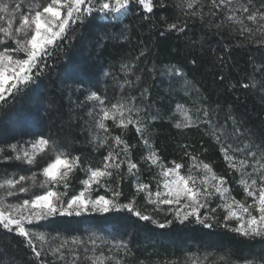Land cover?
Instances as JSON below:
<instances>
[{"label":"trees","instance_id":"trees-1","mask_svg":"<svg viewBox=\"0 0 264 264\" xmlns=\"http://www.w3.org/2000/svg\"><path fill=\"white\" fill-rule=\"evenodd\" d=\"M6 1L9 0H0ZM17 1L24 0H12ZM155 3L157 6L149 14L150 19H144L143 9L135 4L127 15L119 18L104 17L95 12L84 23L73 25L65 40L49 46L48 53L39 61L41 66L33 69V80L14 102L0 107V148L5 149L0 157L13 155L9 145L30 147L26 142L40 136L51 137L57 141L61 151L80 157L81 167L69 177L68 191L76 194L83 187L81 181L87 178L84 169L101 167L109 151V147L97 145V137L104 134L95 127V117L89 113L94 108L98 111V105L86 97L91 91H96L109 102H114L119 95H126L136 97L135 103L139 105L143 89L147 88L146 103L154 107L151 113L145 110L140 115L147 118L159 110L160 118L150 121L149 131L160 163L167 167H172L173 162L180 163L184 166L182 174H187L188 165L197 161L190 160L185 153L198 154L199 160L209 163L213 172L225 178L224 187L230 190L229 194L243 200L239 173L228 167L220 148L222 143L225 147L231 145L232 149H243L246 144H252L250 150L254 151V145L264 141V93L258 87L246 90L240 87L250 82L249 76H254L257 81L261 77L264 46L256 41L264 40V36L257 32L248 40L247 33L239 35V26L225 21L228 9L212 7V0H197L194 9L199 15L195 17L184 15V12L191 11L187 9V0H163V7L159 6L160 0H155ZM230 7H238L236 0ZM177 20L185 26L184 31H167L166 25ZM245 23L254 27L250 22ZM144 48L148 51L137 62L134 74L128 76L136 82L135 87L121 89L118 84L123 82L125 75L121 65L132 62ZM220 57L225 61L223 65L219 62ZM194 60L195 64L192 63ZM172 65L182 69L185 78L199 92L185 95L184 80L170 77L166 72ZM221 76L226 78L223 82ZM229 84L237 87L233 89ZM197 97L201 99L194 104ZM178 103L186 108L200 104L209 107L214 113L211 119L219 141L209 133L208 125L204 123L184 131L176 129L173 125L181 119L176 107ZM200 115L203 119V114ZM107 124L113 135L120 134V129L111 120ZM124 139L135 146L129 155L139 171L130 175L127 164H123L120 178L114 175L104 178V182L121 193L120 203H126L135 196L136 209L151 219L141 220L127 209L109 213L87 212L79 216H56L34 221L35 225H40L37 230L83 240L95 234L101 241L126 243L130 254L116 249V260H121L122 264H141V261L143 264H186L189 257L198 264H242L244 259L264 255V239L249 241L222 226L226 212L217 207L222 203L219 195L208 205V208L217 209L215 213H208L215 217L209 221L213 225L211 228L195 223L194 219L180 223L168 210L169 206L162 205L157 209L149 204L145 192L137 194L136 181L148 185L155 192L161 179L158 175L160 164L153 166L141 159L148 150L135 128L129 126ZM49 155L50 151L40 157L35 167L0 158V180L5 173L18 178L19 175L39 171ZM235 155L239 160L246 153ZM43 179V176L38 177V180ZM59 190L64 191L62 185ZM18 195L21 199L27 198L26 194ZM92 195L111 198L112 193L105 187H95ZM205 211L207 209H201L202 213ZM167 220H173V223L159 227ZM234 226L235 222L230 225ZM71 247L81 253L84 246ZM6 249L8 254L4 255ZM37 249L41 250L39 242ZM9 259H14L15 264H39L23 238L0 230V264H7ZM43 259L49 264L54 260L46 251Z\"/></svg>","mask_w":264,"mask_h":264},{"label":"snow or ice","instance_id":"snow-or-ice-1","mask_svg":"<svg viewBox=\"0 0 264 264\" xmlns=\"http://www.w3.org/2000/svg\"><path fill=\"white\" fill-rule=\"evenodd\" d=\"M238 7H230L233 0H212V7L227 8L225 11V21L239 26V35L251 40L258 32L264 36V0H244L243 3L236 0ZM197 0H187L185 16H197L199 13L194 9ZM133 4L143 9L144 19H150L151 13L157 6L155 0H24L23 3L0 2V21H6L7 26L0 25V107L9 105L10 101H15L18 94L24 87L33 80V69L39 68V61L48 53L49 46L57 41L65 40L66 34L73 25L84 23L86 19L95 12L101 13L104 17L109 15L119 18L127 15ZM160 7L164 6L160 0ZM177 7H180L177 5ZM26 8V10H25ZM216 15L215 12H210ZM18 18V26L14 24V19ZM245 21L250 22L254 27H249ZM182 22L177 20L166 25L167 31H184ZM219 27V25H217ZM164 33L162 32L161 35ZM11 42L15 47H9ZM264 46V40H257ZM147 48L141 50L132 62L121 65V70L125 73L123 82L118 86L121 89L133 88L136 82L129 79V74H134L137 62L145 56ZM22 54V55H21ZM223 65V57L218 58ZM193 64L196 63L194 60ZM170 77L183 79L185 95L190 92H199L195 85L185 78L182 69L172 65L166 69ZM261 77L257 81L254 76H249V83L240 85L243 89L259 88L264 93V68L260 69ZM39 75V73H36ZM107 75V74H106ZM139 79V78H138ZM226 78L221 76L223 82ZM233 89L237 85L229 84ZM148 89H143L140 97V104L135 103L136 97L119 95L114 102H109L106 97L101 96L96 91H91L86 97L89 101H94L98 105V111L94 108L89 115L95 117V127L104 135L97 137V145L100 148L109 147L107 155L103 158L101 167L88 166L85 170L86 179L81 181L83 187L76 194H70L69 177L81 167L80 157L70 156L69 153L61 151L57 141L51 137L40 136L34 141L26 142L27 145H9L13 155H3L5 161H18L35 167L40 157L49 155L45 166L39 171L31 172L29 175H8L0 180V230L7 234H15L23 238L25 246L31 250L33 256L39 264H49L43 259L45 251L53 256L52 264L63 261L64 264H80L78 253L72 245H82L84 240L77 237L62 238L60 233H45L37 230L40 225H35L34 221H44L56 216H79L81 213H109L113 210L127 209L134 213L141 220H149L150 216L143 215L135 207V196L128 202L120 203L121 193L115 188L109 187L104 182V178H112L114 175L120 178L122 165L127 164L128 173L136 175L139 171L138 165L132 162L129 155L134 145H129L124 135L129 126L135 128L140 136L141 142L148 150L147 155L141 159L149 162L150 165L160 164L159 177L156 191L153 192L148 185L136 181L137 194L145 192V199L149 204H153L157 209L162 205L169 206L168 210L173 213L174 219L180 223L194 222L211 228L210 220L214 216H209V212L215 213L217 209L208 208L209 202L219 195L222 203L218 208H223L226 212L223 220V227L230 228L246 240L264 239V141L254 145L246 144L243 149H232L221 144L220 151L224 159L228 162V167L241 176L238 183L245 193L244 200H237L229 195L230 190L225 188L226 180L223 176H218L212 170V166L198 159V154L185 153L195 164L188 165L187 174H182L183 165L173 162L172 167H167L160 163V156L154 150L151 143L150 121L159 119V110L156 115H149L145 118L140 113L147 110L151 113L153 104L146 103ZM201 98L197 97L194 102L199 103ZM177 110L181 119L176 120L174 127L181 131L192 127H199L201 123L208 125L209 133L219 141L211 117L214 115L209 107L200 104L198 107L186 108L183 104H177ZM135 113V114H134ZM203 114V119L200 114ZM120 129V134L113 135L107 121ZM239 131V129H237ZM247 131V130H246ZM122 146V147H121ZM119 148V151L116 149ZM5 152L0 148V154ZM233 154L230 155L229 153ZM244 152L246 155L237 160L235 153ZM122 157V158H121ZM250 169V170H249ZM43 176V180L38 177ZM62 185L64 191L59 188ZM95 187H105L111 191V198L106 195H95L92 193ZM161 188L163 191H161ZM26 194L27 198L19 199L18 194ZM6 197H12L16 202H7ZM248 198H251L249 201ZM201 209H207L201 212ZM235 222L234 227L230 225ZM156 223V221H153ZM173 220H167L159 227L164 228L171 225ZM98 237L89 236L88 240L94 245L91 249L85 248L86 253H91L84 257L85 264H122L121 260H116L113 256H105L103 251H98L95 247ZM37 242L41 250L37 249ZM116 248L130 254L126 243L115 245ZM7 249L4 255H7ZM71 257V258H70ZM7 264H15L14 259H9ZM143 264V261H141ZM195 264V262H193ZM242 264H264V255L244 259Z\"/></svg>","mask_w":264,"mask_h":264},{"label":"rangeland","instance_id":"rangeland-1","mask_svg":"<svg viewBox=\"0 0 264 264\" xmlns=\"http://www.w3.org/2000/svg\"><path fill=\"white\" fill-rule=\"evenodd\" d=\"M6 2H9V1H6ZM17 2H19V3H23L24 1H17ZM17 2H13V6H15V3H17ZM25 10H26V8H25ZM0 15H4L3 13H0ZM14 24H17V26H18V18H15L14 19ZM0 25H3V26H7L6 25V22L5 21H0ZM0 35H2V34H0ZM8 46L9 47H15V45L14 44H12L11 42H9L8 43ZM22 55V54H21ZM238 160V159H237ZM250 170V169H249ZM240 178H241V176H240V174H239V180H240ZM240 188H241V190H242V192H243V188H242V186L240 185ZM243 194V200L245 199V193L243 192L242 193ZM230 195V194H229ZM19 196V195H18ZM230 196H232V197H234L233 195H230ZM10 198H12V197H10ZM19 199L20 200H22L20 197H19ZM6 200H7V202H10V203H13V202H16V200L14 199V198H12V199H10L9 200V197H6ZM248 200L250 201L251 200V198H248ZM222 202V201H221ZM90 236V235H89ZM89 236H87L85 239H84V243H83V249H81V253H78V259L80 260V263L81 264H85L84 262V257L85 256H87V255H90L91 253H86L85 251H84V249L85 248H89V249H91L94 245L88 240V237ZM91 236H93V237H98L99 239H96V244H95V247L97 248V250L98 251H103L104 252V254H105V256H113V257H115L116 258V256H117V253H116V247H115V245H116V243H114V242H107L106 240L105 241H101L100 239V237L99 236H97V235H95V234H91ZM71 258V257H70ZM188 258V257H187ZM193 262H195V264H198L196 261H194V259L193 258H191V257H189V259L186 261V264H193ZM112 264H115V260L114 261H112Z\"/></svg>","mask_w":264,"mask_h":264}]
</instances>
